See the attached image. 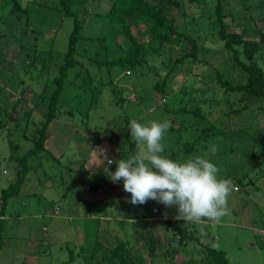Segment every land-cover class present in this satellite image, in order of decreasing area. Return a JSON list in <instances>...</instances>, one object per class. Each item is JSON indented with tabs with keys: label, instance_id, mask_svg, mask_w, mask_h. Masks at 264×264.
Returning <instances> with one entry per match:
<instances>
[{
	"label": "rangeland",
	"instance_id": "obj_1",
	"mask_svg": "<svg viewBox=\"0 0 264 264\" xmlns=\"http://www.w3.org/2000/svg\"><path fill=\"white\" fill-rule=\"evenodd\" d=\"M20 1L28 10V16L21 19L9 14L10 6L0 7V52L5 55L1 67L9 70L5 80L8 82L5 98L9 105L7 113L0 107V121L11 120L5 129H0V189L16 177L10 156L22 155L31 148L32 142L27 137L44 120L46 99L52 90V85L47 87V83L59 74L74 26V17L66 16L56 6V0ZM111 1L72 0V9L82 21L84 37L77 44L79 62L68 72L58 113L47 130L44 144L47 153L29 159L34 168L22 184L20 195L10 199L7 215L11 217L6 220L2 233L6 241L0 251V264H24V261L110 264V252L116 246L120 258L126 249L135 248L136 255L132 258L135 264H182L184 261L207 264L202 260L206 243L223 250L232 264H264V111L259 109L261 104L243 108L238 94L225 95L221 87L216 89L219 102L212 100L214 88L205 92L204 97L195 92L193 96L181 93L185 86L187 89L203 87L201 80L207 79L209 73L215 74V70L229 71L237 81L241 78V72L228 61L227 53L220 50L219 42L208 36L213 18L209 21L205 13L193 25L197 30L194 37L202 47L199 61L186 60L174 71L164 67L165 56L157 54L148 57L147 65L129 73L126 65L109 69L95 62L103 60L105 53L113 58L112 50L119 54L123 52V45L130 44L124 36H118L114 43V25L107 17L96 14L107 12ZM202 4L192 6L187 1L185 8L193 14L199 7L207 9L212 3L208 0ZM226 4L239 24L231 30L241 31L245 26L251 33L253 27L264 26V0H226ZM175 22L180 30H187L181 15L176 16ZM132 31L137 36L145 29L143 24H135ZM98 37H105L106 41ZM138 38L146 43L151 40L148 33ZM21 46L30 57H35L36 51V66L24 64ZM180 52H173L172 60ZM165 76L170 94L161 96L154 85ZM22 91L27 94L21 95ZM200 99L206 101L200 102ZM198 106L200 114L195 113ZM179 108L186 109L173 111ZM231 109L235 113L228 114ZM25 111L32 112L29 121L22 117ZM17 115L19 118L15 120ZM125 117L129 118V124ZM132 120L168 121L162 155L183 160L184 144L195 143L187 157L200 155L211 159L219 168V176L232 182L229 214L219 222L205 218L191 221L193 225L187 224L189 221L176 218L175 206L165 207L167 219L185 223L195 232L198 241L190 240L185 247H179L178 236L165 231L164 218L149 214L145 204L130 203V194L123 190L122 181H107L106 174L115 171V161L131 154L127 141L133 142L129 132ZM203 130L221 132L210 136L202 134ZM11 142L18 147L12 150ZM253 154L255 159L251 158ZM107 160L114 163L108 165ZM102 170L106 174L100 173ZM238 180L239 189H235ZM92 184L99 186L96 193L90 191ZM23 198L27 199L24 205L19 200ZM85 198L87 201L106 199L107 203L90 206ZM53 205L60 211L44 214ZM94 208L96 213L107 214L112 219L98 224V220L87 215ZM128 210L142 217L130 222ZM18 212L28 217L17 219ZM39 213L40 220L36 218ZM40 223L46 225V231ZM169 239H174L171 246ZM166 250L169 252L164 254ZM139 251L141 263L137 259Z\"/></svg>",
	"mask_w": 264,
	"mask_h": 264
},
{
	"label": "trees",
	"instance_id": "obj_2",
	"mask_svg": "<svg viewBox=\"0 0 264 264\" xmlns=\"http://www.w3.org/2000/svg\"><path fill=\"white\" fill-rule=\"evenodd\" d=\"M187 1L191 3L192 6L196 5V3L202 4V0L201 2L199 0H112L107 12H98L96 14L107 17L108 21L114 25L113 37L109 36L112 37L114 43L117 41L118 36H124L129 40L130 44L122 46V53L118 54L116 50H112V53H116V55L115 53L113 54V58L105 53V58L103 60L97 59L94 61L98 62L99 65H107L109 69L115 65H126V72L129 73L136 67L147 65L148 57L157 54L164 55L165 61L162 62L164 67L167 66V69L169 68V70L173 68L174 71L179 64L186 60L188 62L199 61V54L202 47H199L197 38L194 37V35L197 34V30L196 28H193V25H195L199 16L202 18L206 13V19L209 20L210 18H213V20H209L211 31L209 30L208 36L215 38L216 41L219 42L220 50L227 53L228 61L232 62L233 67L241 72L239 73L241 74V78L237 81L232 75H230L231 72L215 70V74L209 73L207 79L201 80L203 82V87L202 85L198 88H192L189 86L187 89L185 86L181 93H188L193 96L195 95V92L204 97L205 92L214 88L215 91L212 100L219 102L220 100L216 98L218 94L216 89L217 87H221L225 90V95L238 94L240 97L239 100L243 104V108L252 104H261L260 108H258L264 111V26L262 28L255 27V29L253 27L251 33L245 26L241 31L231 30L232 26H237L239 24L233 18V14L227 10L226 0H211L212 4L210 7L207 9L199 7L198 11H195L196 13H193L194 11H192L193 14L190 13V10H187V7L185 8ZM207 1L208 0H204L202 5H205ZM55 3L66 16L74 17V26L69 36L68 50L64 55V62L59 67V74L47 83V87L50 86V84L52 85V90L46 99L45 110L43 111L44 120L40 126L35 127L31 137L26 136L32 142L31 148L27 149L22 155L10 156V161L14 164L16 177L15 179L10 180L6 187L0 189V217L4 215L3 213L9 205V200L20 195L22 184L26 181L29 171L34 168V166L29 163V159L46 151L44 144L48 138L47 130L58 113L59 98L62 95L65 80L68 77L69 70L79 62L76 59V56L78 54L77 44L81 38H84L81 35L82 21L78 19L72 9V0H56ZM2 5L10 6L9 14L15 16L17 19L28 16V10L22 6L20 0H0V7ZM179 15L184 18V24L187 30H180L179 26L176 24L175 19L176 16ZM135 24H143L145 31L136 36L132 31V27ZM145 33H148L151 36V40L147 43L145 41L140 42L138 36L143 37ZM98 39H103V42L106 41L104 40L106 39L105 37H98ZM104 47L106 48V44H104ZM20 48L24 55V64H34L36 66V51L34 50L33 52L35 57H30L29 53L23 51V46ZM178 50L181 51V55L176 56L172 60L173 52L176 53ZM166 54H168V56H166ZM4 61L5 55L2 51V53L0 52V107L1 111L3 110L4 113H7L9 102L5 98V93L8 82L5 80L8 79L7 71L9 70L1 67V63ZM171 72L173 71H170V73ZM165 80L166 76L162 80H158L154 85V89L160 92L161 96L170 94V91H167L168 88L165 85ZM190 88L193 89V92L190 91ZM25 93V91H22L21 95H24ZM204 100L205 99H200V102H203ZM19 101L20 100L16 101L14 107H16L17 102ZM182 109L186 108H179L173 111L178 112ZM234 110L235 109L228 110L227 113H235ZM195 113H201L200 106L195 107ZM11 115L12 114H8V116L12 117ZM31 116V111H25L22 113V117L27 118L26 120L28 121ZM18 118V115L14 117L15 120ZM125 119L129 124V118L125 117ZM0 122V129H5V126H7L11 120L1 119ZM219 132L221 131L208 132L207 130H203L201 133L214 136ZM202 134L199 136L201 137ZM127 142L131 154L124 156L122 159H127L138 152V145L134 141L131 142L128 140ZM124 146L125 144L122 147ZM194 146L195 143L192 144L186 142L184 144L185 158H188L187 156L194 150ZM11 147L13 150L18 147V144L11 142ZM251 158L255 159V155L253 154ZM100 173L106 174L104 170L100 171ZM106 175L109 177L108 174ZM109 180L110 179L108 178L107 181L109 182ZM239 183L240 181L238 180L236 182V184H238V186L236 185L237 189H239ZM250 183H252V181H250ZM98 189L99 186L96 184H92L90 187L91 192H97ZM35 194L36 193H33V195ZM98 201L99 202H96L93 205H100V203H103V199ZM144 204L148 207L146 210H149V214L153 213L164 218L165 231L170 232L171 236H178L176 242L179 247H185L190 240L198 241L199 238L194 234L195 232L189 230L185 223H178L167 219L168 214L164 205L154 200H148ZM127 214V218L132 220H137V218L142 217V215L137 214L136 211L133 210H128ZM202 219L205 220V218ZM189 223L192 225L194 224L191 223V221L187 222V224ZM4 225L5 223L3 219L0 218V251L5 245V237L2 236L5 229ZM172 241H174V239L168 240L169 246L173 243ZM121 246L122 248L126 247L124 245ZM118 248L119 247L116 246L110 252V264H112L111 262H113V264H135L132 263V258L136 255L135 248L129 247L126 249L121 258L118 255ZM204 248L206 252L202 257V260H205L207 264H232L223 250L218 249L209 243L204 244ZM133 250L135 253L134 255H132ZM168 252L169 250H166L164 254H167ZM106 254V257H108L109 254ZM151 254L155 255L153 253ZM138 255L140 256L139 258L137 256V259H139L141 263V261H143L142 252L139 251ZM182 264H189V261H184Z\"/></svg>",
	"mask_w": 264,
	"mask_h": 264
},
{
	"label": "clouds",
	"instance_id": "obj_3",
	"mask_svg": "<svg viewBox=\"0 0 264 264\" xmlns=\"http://www.w3.org/2000/svg\"><path fill=\"white\" fill-rule=\"evenodd\" d=\"M168 128V121L132 120L129 132L140 146L139 151L115 161L116 168L109 179L113 183L122 181L123 190L130 194L129 201L134 205L154 200L165 207L175 206L177 219L219 222L229 214L232 182L220 177L219 168L205 156L178 161L162 155V140Z\"/></svg>",
	"mask_w": 264,
	"mask_h": 264
},
{
	"label": "crops",
	"instance_id": "obj_4",
	"mask_svg": "<svg viewBox=\"0 0 264 264\" xmlns=\"http://www.w3.org/2000/svg\"><path fill=\"white\" fill-rule=\"evenodd\" d=\"M93 193H96V192H93ZM19 200H23L22 201V203H23V205L24 204H26V202H27V199H25V198H23V199H19ZM98 200H100V199H98ZM98 200H93V201H87V198H85V201H87V202H89V204L88 205H90V206H93V204L94 203H96V202H99ZM1 202V201H0ZM103 203L104 204H106L107 203V200L106 199H103ZM9 204H10V200H9ZM96 205V204H95ZM8 207H9V205H8ZM7 207V208H8ZM5 209V211H4V215L3 216H1L0 218L1 219H3V221H4V223H6V220L9 218V217H11L10 215H7V212H8V210L9 209ZM91 208V207H90ZM59 212L60 211V208H58L57 207V205L55 206V205H53L52 206V208H51V210H47L46 209V211H45V213L44 214H47V213H51L52 215L53 214H55V212ZM97 212V210L94 208V209H92L91 210V212L90 211H88L87 213V215L89 216V217H91L92 219H94V220H98V224H100V222L99 221H101V220H106V221H109V220H111L112 218L110 217V216H107V214H98V213H96ZM16 216V218L17 219H21V218H25L27 215H24L23 213H21V212H18L17 214H15ZM86 216V215H85ZM28 217V216H27ZM40 217H41V213H39V215H36V218L38 219V220H40ZM130 222H134L133 220H135V219H128ZM41 225H42V230L43 231H46L47 229H46V225H43L42 223H40ZM133 228H134V226H133ZM6 241V240H5ZM4 247V246H3ZM24 264H29V263H27V261H24L23 262ZM33 264V263H32Z\"/></svg>",
	"mask_w": 264,
	"mask_h": 264
},
{
	"label": "built area",
	"instance_id": "obj_5",
	"mask_svg": "<svg viewBox=\"0 0 264 264\" xmlns=\"http://www.w3.org/2000/svg\"><path fill=\"white\" fill-rule=\"evenodd\" d=\"M235 189H237V188H235ZM263 234H264V232H263Z\"/></svg>",
	"mask_w": 264,
	"mask_h": 264
}]
</instances>
